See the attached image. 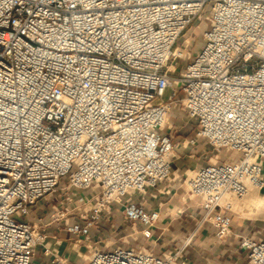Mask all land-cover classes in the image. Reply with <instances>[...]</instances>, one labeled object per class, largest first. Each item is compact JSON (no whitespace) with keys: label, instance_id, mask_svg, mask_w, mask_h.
<instances>
[{"label":"built area","instance_id":"built-area-1","mask_svg":"<svg viewBox=\"0 0 264 264\" xmlns=\"http://www.w3.org/2000/svg\"><path fill=\"white\" fill-rule=\"evenodd\" d=\"M203 25L199 45L191 35L175 47ZM178 106L196 127L190 145L237 156L183 181L201 223L226 239L227 196L264 191V0H0V264H39V247L68 264L29 221L49 199V226L64 220L75 244L114 208L132 239H150L160 213L146 197L176 187L175 137L164 130ZM192 238L161 256L107 246L83 264H188ZM240 247L264 264V241Z\"/></svg>","mask_w":264,"mask_h":264},{"label":"crops","instance_id":"crops-1","mask_svg":"<svg viewBox=\"0 0 264 264\" xmlns=\"http://www.w3.org/2000/svg\"><path fill=\"white\" fill-rule=\"evenodd\" d=\"M204 28L205 25L201 30L192 31L191 35H196L198 38ZM183 69V65L177 66L176 73L171 74V78L179 79V74ZM178 116V109H171L168 124L164 130L166 134L175 137L172 173L177 174L176 187L172 190L171 185H163L162 187L166 189L157 198L154 199L150 195L146 197V210L160 213V221L151 229L152 237L142 239L138 236L132 239L130 225L124 222L122 214L114 208L110 216L100 219L95 226L89 229L88 239L85 235H81L79 237L81 243L75 244V237L67 233L64 220L49 226L50 219L46 224L47 212L52 211L54 205L53 199L41 201L33 210L30 222L40 223L35 224L40 226L39 228L45 233L51 247L59 251V259L68 264H83L85 260L89 261L90 252L94 250L104 251L108 244L109 246H124L122 244L131 242L161 256L180 247L190 236H193L184 251L188 264H248L247 251L240 247V242L243 237L264 241V213L261 217L246 218L238 209L233 208L230 214L232 234L226 239L217 237V229L211 223H201L203 212L198 201L191 198L185 189L183 184L185 176L189 171L213 163V160L215 162L235 160L237 156L225 153L217 155L213 150L207 152V143L203 140L190 145L189 141L193 138L196 127L193 123L179 120ZM78 193L81 194L80 191ZM56 196L63 197L64 192L59 190ZM78 221L79 219L74 216L68 219L67 223L73 224ZM49 227L51 228L48 229ZM122 238H124L123 241ZM57 242L59 245H56ZM42 252L43 248L39 247L36 253L37 262L51 264L53 258H44Z\"/></svg>","mask_w":264,"mask_h":264},{"label":"rangeland","instance_id":"rangeland-1","mask_svg":"<svg viewBox=\"0 0 264 264\" xmlns=\"http://www.w3.org/2000/svg\"><path fill=\"white\" fill-rule=\"evenodd\" d=\"M194 32V31H198L197 29H195V28H192L191 29V27H188L183 33H182V35L180 36V38L178 39V41H177V43H176V45H175V47H177V46H181V43L183 42V40L185 39V38H187V37H189V36H191V32ZM192 38H194L195 39V44H196V46L197 45H199V43H200V41H201V39H199V38H196V35L195 36H191ZM257 62H258V59H254V60H252L249 64H248V66H249V71L251 72V71H253L256 67H257ZM242 63H239V64H237L236 65V68H241L242 67ZM169 90H167L166 91V94H165V96H164V98L162 99V100H164V101H167V99H168V96H169ZM161 99H156L153 103H154V105H156L158 102H160V101H162ZM172 109H178V111H179V116H178V118H179V120H183V121H185L186 123H193V121H191L190 119H189V117H188V115L182 110V108L181 107H177V108H175V107H173ZM177 118V119H178ZM192 136H194V135H192ZM206 149H207V152H212V148L209 146V145H206ZM255 193H263V192H259V191H254ZM251 193L250 195H252V194H255V193ZM250 195L249 196H247L246 198H244V200L243 201H241V202H238L237 200V198H235V197H232L231 198V201H233V203H234V207H236V208H240V207H243L244 205H246V203L248 202V199H249V197H250ZM236 202V203H235ZM52 213H53V211H51V210H49V212H47V215L46 216H48V220L46 221V224H47V222H49V220L51 219V216L50 215H52ZM262 213H264V207L259 211V212H257V213H253V214H251V215H249L248 217H261L262 216ZM69 219L71 218V216H69L68 217ZM29 221H31V217H29ZM51 221V220H50ZM35 223H37V222H35ZM34 223V224H35ZM54 223H56V222H54ZM53 223V224H54ZM38 225L40 224V223H37ZM37 225V226H38ZM38 227H40V226H38ZM51 227H49L48 229H50ZM140 238H142V237H140ZM122 239H124V238H122ZM143 239V238H142ZM132 246H137V244H135V243H133V242H131L130 243ZM122 245H125V244H122Z\"/></svg>","mask_w":264,"mask_h":264},{"label":"bare ground","instance_id":"bare-ground-1","mask_svg":"<svg viewBox=\"0 0 264 264\" xmlns=\"http://www.w3.org/2000/svg\"><path fill=\"white\" fill-rule=\"evenodd\" d=\"M213 163H215V160L212 161ZM176 172V171H175ZM193 171H189V173L191 175H193L192 173ZM174 173V172H173ZM187 173V172H186ZM177 174H175V177H176ZM168 190V188H167ZM254 191L250 192L247 196H249L251 193H253ZM255 193V192H254ZM246 196V197H247ZM245 197V198H246ZM190 199V198H189ZM227 199H228V202L231 204V206L234 208V209H238L239 212L242 214L243 217H248L249 215L253 214V213H257L259 212L263 207H264V192L263 193H255V194H252L250 195L249 199H248V202L246 203V205H244L243 207H234V203L233 201H231V197L227 196ZM243 199H238L237 201L238 202H241L243 201ZM236 203V202H235ZM252 218V217H251ZM124 239H122L123 241ZM109 246V244H108ZM76 248V247H75ZM91 259V257H90ZM89 259V261H90ZM88 262V261H87Z\"/></svg>","mask_w":264,"mask_h":264}]
</instances>
